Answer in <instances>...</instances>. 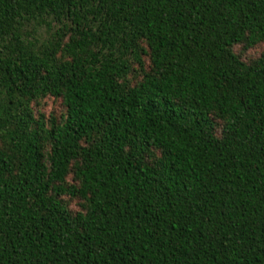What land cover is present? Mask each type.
Returning a JSON list of instances; mask_svg holds the SVG:
<instances>
[{
    "label": "trees",
    "instance_id": "1",
    "mask_svg": "<svg viewBox=\"0 0 264 264\" xmlns=\"http://www.w3.org/2000/svg\"><path fill=\"white\" fill-rule=\"evenodd\" d=\"M261 45L264 0H0V264H264Z\"/></svg>",
    "mask_w": 264,
    "mask_h": 264
},
{
    "label": "rangeland",
    "instance_id": "2",
    "mask_svg": "<svg viewBox=\"0 0 264 264\" xmlns=\"http://www.w3.org/2000/svg\"><path fill=\"white\" fill-rule=\"evenodd\" d=\"M264 49V45H261L259 47H256L255 49L248 50L249 55L257 56L260 54V52ZM59 101H55L53 99H46L41 107V111L45 113L46 116H48L49 113H58L59 112Z\"/></svg>",
    "mask_w": 264,
    "mask_h": 264
}]
</instances>
